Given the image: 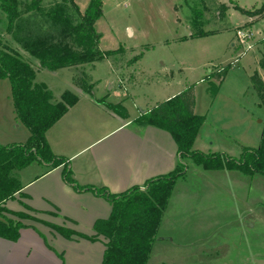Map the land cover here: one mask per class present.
<instances>
[{
    "label": "rangeland",
    "instance_id": "374dc122",
    "mask_svg": "<svg viewBox=\"0 0 264 264\" xmlns=\"http://www.w3.org/2000/svg\"><path fill=\"white\" fill-rule=\"evenodd\" d=\"M89 1L76 0L82 12ZM102 1L103 16L96 22L99 46L120 52L93 66L42 69L6 36L36 66V81L45 83L55 100L66 90L76 91L73 79L81 78L83 71L94 82L90 94L121 104L123 110L116 112L120 115H126V109L138 115L141 108H152L192 84L195 113L206 117L196 151L239 158L245 149L261 146L264 103L251 76L257 71L264 80V16H250L245 10L263 8L264 0ZM6 23L0 7L2 34ZM238 30L245 35L243 42ZM204 32L208 34L199 36ZM226 66L222 82L210 80V74ZM23 130L27 128L15 113L11 82L0 78V144L21 143ZM184 163V177L175 184L148 264H264V174L205 169L188 158ZM10 200L0 218L36 223L49 236V223L93 235L91 221L66 217L56 204L42 206L38 213L17 198ZM76 236L53 241L65 249L67 259L74 253L77 264H102L105 243Z\"/></svg>",
    "mask_w": 264,
    "mask_h": 264
},
{
    "label": "trees",
    "instance_id": "16d2710c",
    "mask_svg": "<svg viewBox=\"0 0 264 264\" xmlns=\"http://www.w3.org/2000/svg\"><path fill=\"white\" fill-rule=\"evenodd\" d=\"M0 7L7 19L5 33H0V78L10 80L15 113L30 131L25 143L0 144V213L8 211L4 203L14 199L23 188L19 171L34 162L45 164L48 170L63 165L68 183L78 190L90 189L105 197L112 210L108 218L95 222L92 236L51 223L49 226L68 239L76 234L90 240L103 237L102 264H148L175 184L184 177L187 166L184 159L205 169L238 170L250 176L264 174V133L261 146L245 149L239 158L222 153L206 154L193 148L206 117L195 113L196 98L191 84L174 97L149 108L136 122L166 130L172 135L180 154V162L174 170L148 179L143 187L135 185L122 193H112L104 186L79 185L73 178L68 158L56 155L46 138L48 129L79 100V95L66 90L59 100H55L48 86L36 81V66L27 55L38 62V67L56 72L62 68L93 66L119 53L120 50H102L99 46L96 22L103 16V1L90 0L84 12L76 0H49L48 3L45 0H0ZM245 12L250 16H264V7ZM6 36H10L27 55L10 45ZM261 43L260 67L264 71V39ZM228 69L226 66L210 74V80L222 82ZM84 74L85 71L81 78L73 79V84L90 93L94 82ZM251 81L264 103L263 78L256 71ZM98 101L111 111L123 110L121 104L108 102L105 97ZM2 218L0 236L17 240L25 224Z\"/></svg>",
    "mask_w": 264,
    "mask_h": 264
},
{
    "label": "crops",
    "instance_id": "0c3cea01",
    "mask_svg": "<svg viewBox=\"0 0 264 264\" xmlns=\"http://www.w3.org/2000/svg\"><path fill=\"white\" fill-rule=\"evenodd\" d=\"M73 87L79 100L48 129L46 138L56 155L68 158L73 178L79 185L104 186L112 193H122L135 185L143 187L148 179L176 168L180 154L172 135L166 130L136 123L148 109L141 108L135 116L126 109V115H120L100 103L99 98L74 84ZM23 131L22 139L18 140L21 143L30 135L28 128ZM63 169V165L48 170L43 163L30 164L18 173L23 188L15 198L38 213L43 212L42 206L57 205L66 217L77 221L86 219L95 224L99 219L108 218L112 210L110 202L90 189H76L66 181ZM40 226L25 223L17 240L0 236V264H77L79 259L74 253L67 259L65 249L53 241L67 238L44 225L51 232L49 236ZM77 239L73 235L67 240ZM95 241L105 243L103 237Z\"/></svg>",
    "mask_w": 264,
    "mask_h": 264
},
{
    "label": "built area",
    "instance_id": "2783aa9c",
    "mask_svg": "<svg viewBox=\"0 0 264 264\" xmlns=\"http://www.w3.org/2000/svg\"><path fill=\"white\" fill-rule=\"evenodd\" d=\"M236 35H237V37L239 38V41H240V42H243V40L245 39V35H244V33H243L242 31L238 30V31L236 32Z\"/></svg>",
    "mask_w": 264,
    "mask_h": 264
}]
</instances>
